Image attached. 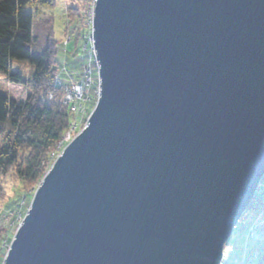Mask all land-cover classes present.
<instances>
[{"label": "water", "instance_id": "obj_1", "mask_svg": "<svg viewBox=\"0 0 264 264\" xmlns=\"http://www.w3.org/2000/svg\"><path fill=\"white\" fill-rule=\"evenodd\" d=\"M101 93L3 264H222L264 176V0H96Z\"/></svg>", "mask_w": 264, "mask_h": 264}, {"label": "trees", "instance_id": "obj_2", "mask_svg": "<svg viewBox=\"0 0 264 264\" xmlns=\"http://www.w3.org/2000/svg\"><path fill=\"white\" fill-rule=\"evenodd\" d=\"M55 2L0 0V71L4 72L0 75V193L3 188L1 177L11 169L22 182L40 180L44 173L43 159L71 123L72 115L63 98L64 89L54 83L57 53L54 47L57 41L49 34L45 43L40 41L35 28V9L54 5ZM29 5L33 10L28 9ZM13 58L34 65L31 74L26 76L15 68ZM10 82L28 87L24 100L11 97ZM95 103L92 102V105ZM263 182L264 176L261 184ZM263 198L264 194L259 193L258 188L255 198L238 222V228L226 243L232 249L225 246L226 252L236 254L235 247L243 242L245 251L238 253H246L244 264H260L259 260H264V244L256 248L250 246L251 242L245 244L250 222L244 221L250 210L259 207ZM254 252L257 256H253ZM225 257L222 264L231 261L230 257Z\"/></svg>", "mask_w": 264, "mask_h": 264}, {"label": "rangeland", "instance_id": "obj_3", "mask_svg": "<svg viewBox=\"0 0 264 264\" xmlns=\"http://www.w3.org/2000/svg\"><path fill=\"white\" fill-rule=\"evenodd\" d=\"M94 7L95 0H56L54 5L40 6L35 9V28L40 41L45 43L48 34L51 37L53 35L57 41V46L54 47L57 52L54 83L63 87L64 102L69 106L72 118L62 138L55 143L47 153V157L43 159L44 173L40 180L22 182L13 169L1 177L3 188L0 193V264L4 262L11 241L30 207L33 195L41 180L51 169L66 145L85 126L100 96L97 87L100 77L97 69L99 63L92 60L95 56L91 39ZM28 9L33 10L32 5H29ZM12 62L14 67L21 70L26 76L31 74L34 69V65L25 60L13 58ZM85 66L91 72L92 78L85 77V75L81 78ZM69 67L72 68V71ZM0 75H4V72L0 71ZM81 80L83 82L93 81L92 88L82 94L81 92L78 93L76 88V93L72 92V99H67L73 82L77 85L82 82ZM9 89L11 97L17 100H24L29 92L27 86L13 82L9 83ZM92 102L96 103L92 105ZM1 143L2 140L0 139ZM262 184L260 183L258 188L259 193L264 194V182ZM244 221L250 222L246 232L245 244L251 242L252 248L264 244V198L259 202L258 208L249 211ZM255 221L259 222L262 227L259 226L254 234L251 224ZM243 246V242H241L235 247L236 254L228 250V252L224 251V257H230L231 260H228L227 264H232L237 257H243L242 254L239 255L243 250L245 251ZM226 247L228 249L230 246ZM256 254L254 252L253 256ZM259 263L264 264V260L260 259Z\"/></svg>", "mask_w": 264, "mask_h": 264}, {"label": "built area", "instance_id": "obj_4", "mask_svg": "<svg viewBox=\"0 0 264 264\" xmlns=\"http://www.w3.org/2000/svg\"><path fill=\"white\" fill-rule=\"evenodd\" d=\"M96 1V0H95ZM91 39H92V47H93V53H94V55H95V53H96V51H95V48H94V45H93V43H94V39H93V36H91ZM86 47V46H85ZM84 47V48H85ZM92 60H95L96 62H97V60H96V56H94V59H92ZM98 63V62H97ZM98 71H99V65H98ZM84 75H85V77L87 76L88 78H92L93 76H92V74H91V72L88 70V67L87 66H85V70L83 71V73H82V75H81V78L82 77H84ZM82 82H80V84H75L74 82H73V84H72V86L70 87V92L68 93V97H67V99L69 98H71L72 99V94L75 92L76 93V88H77V91H78V93L79 92H81V94L82 93H85L86 91H88V89H90V88H92V85H93V81H91V80H88L87 82H83V80H81ZM95 86V85H94ZM98 95H100V93H101V82H100V77H99V83H98ZM73 88H75V89H73ZM73 92V93H72ZM80 94V95H81ZM259 226H261V225H259V222H254L253 224H251V229H252V231H254V234L256 233V231H257V228L259 227ZM262 227V226H261ZM252 233V232H251ZM256 256H257V254H256ZM245 258H246V253H244L243 254V257L242 258H239V257H237V258H235V260L232 262V264H244L245 263Z\"/></svg>", "mask_w": 264, "mask_h": 264}, {"label": "bare ground", "instance_id": "obj_5", "mask_svg": "<svg viewBox=\"0 0 264 264\" xmlns=\"http://www.w3.org/2000/svg\"><path fill=\"white\" fill-rule=\"evenodd\" d=\"M95 56H96V53H95ZM96 60H97V58H96ZM97 62H98V60H97ZM99 63V62H98ZM99 66H100V64H99ZM86 125V124H85Z\"/></svg>", "mask_w": 264, "mask_h": 264}]
</instances>
